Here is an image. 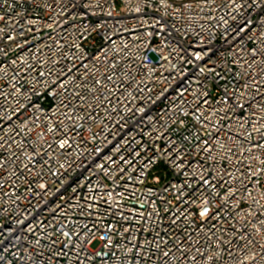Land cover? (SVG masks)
<instances>
[{"label":"built area","instance_id":"1","mask_svg":"<svg viewBox=\"0 0 264 264\" xmlns=\"http://www.w3.org/2000/svg\"><path fill=\"white\" fill-rule=\"evenodd\" d=\"M0 264H264V0H0Z\"/></svg>","mask_w":264,"mask_h":264},{"label":"rangeland","instance_id":"2","mask_svg":"<svg viewBox=\"0 0 264 264\" xmlns=\"http://www.w3.org/2000/svg\"><path fill=\"white\" fill-rule=\"evenodd\" d=\"M97 244L94 245V247L96 246Z\"/></svg>","mask_w":264,"mask_h":264},{"label":"snow or ice","instance_id":"3","mask_svg":"<svg viewBox=\"0 0 264 264\" xmlns=\"http://www.w3.org/2000/svg\"><path fill=\"white\" fill-rule=\"evenodd\" d=\"M165 255H166V253H165Z\"/></svg>","mask_w":264,"mask_h":264}]
</instances>
